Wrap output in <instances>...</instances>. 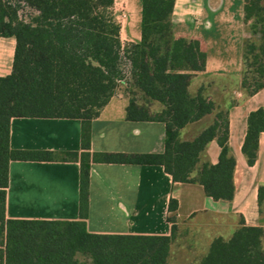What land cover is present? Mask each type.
<instances>
[{
    "label": "trees",
    "instance_id": "16d2710c",
    "mask_svg": "<svg viewBox=\"0 0 264 264\" xmlns=\"http://www.w3.org/2000/svg\"><path fill=\"white\" fill-rule=\"evenodd\" d=\"M176 0H142L141 40L123 43L115 0H0V37L14 36L11 73L0 75V264H168L177 230L178 200L169 201L171 234L93 233L89 213L91 161L160 164L174 182L197 180L206 195L232 199L236 158L229 148V116L220 108L194 138L181 129L214 112L201 87L191 94L195 71L206 51L196 37L173 28ZM245 23L261 39L243 45L242 87L253 94L264 86V0H243ZM125 64L127 65L126 67ZM128 97L126 117L165 123L162 152L90 151L91 123L118 89ZM13 116L75 117L81 120L82 150L54 151L10 146ZM264 106L251 110L242 145L247 163L258 158ZM221 146L217 163L199 165L206 144ZM79 160L80 219L6 217L11 160ZM262 224L244 221L228 239H214L198 264H264V183L258 187Z\"/></svg>",
    "mask_w": 264,
    "mask_h": 264
},
{
    "label": "crops",
    "instance_id": "0c3cea01",
    "mask_svg": "<svg viewBox=\"0 0 264 264\" xmlns=\"http://www.w3.org/2000/svg\"><path fill=\"white\" fill-rule=\"evenodd\" d=\"M123 43L139 42L142 0H115ZM173 28L198 38L206 51L203 70L195 71L189 90L203 92L215 104L214 112L187 123L183 139L194 138L224 108L229 116V148L236 158L232 199H214L198 182H174L160 164L91 161L89 213L86 227L93 233L171 234L168 220L171 197L178 200L177 230L168 264H198L216 238L228 239L242 224H262L258 187L264 183V131L258 158L247 163L242 145L251 110L264 106V86L253 94L242 87L245 19L243 0H176ZM16 49L14 36L0 37V75L11 73ZM128 97L117 89L92 119L90 151L162 152L165 123L130 120ZM10 146L19 149L81 151V120L75 117L13 116ZM221 146L214 138L200 155L217 163ZM79 160H11L6 195V217L18 219H80Z\"/></svg>",
    "mask_w": 264,
    "mask_h": 264
},
{
    "label": "rangeland",
    "instance_id": "374dc122",
    "mask_svg": "<svg viewBox=\"0 0 264 264\" xmlns=\"http://www.w3.org/2000/svg\"><path fill=\"white\" fill-rule=\"evenodd\" d=\"M252 22L253 20H248L245 23V41H246V48L248 49L249 47H252V43L256 44L259 39H261V35L259 33H256L252 26ZM127 65L125 64L124 67H126ZM124 87V83L123 82H119L118 85V89H122ZM90 264H92V262L90 261Z\"/></svg>",
    "mask_w": 264,
    "mask_h": 264
}]
</instances>
